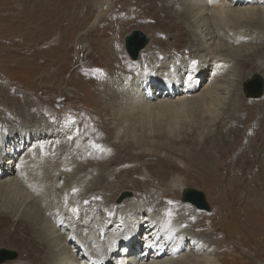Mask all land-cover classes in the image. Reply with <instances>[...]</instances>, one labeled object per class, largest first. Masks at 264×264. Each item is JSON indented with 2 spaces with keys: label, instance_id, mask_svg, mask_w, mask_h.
Segmentation results:
<instances>
[{
  "label": "rangeland",
  "instance_id": "rangeland-1",
  "mask_svg": "<svg viewBox=\"0 0 264 264\" xmlns=\"http://www.w3.org/2000/svg\"><path fill=\"white\" fill-rule=\"evenodd\" d=\"M91 1L0 0V132L24 128L33 130L31 135L36 137L38 131L45 144L55 143L51 150L59 155L57 158L66 155L74 163H68V171H61L81 170L80 176L70 180L59 177L48 197L54 202L47 198V211H54L53 204L60 205L63 219L80 228L88 220L91 224L92 216L98 218L96 209L98 216L99 210L114 215L117 204L129 198L120 197L125 190L132 192L145 213L155 209L147 198L154 194L156 202L163 205L162 213L176 221L186 220V224L180 223V229L190 231L188 237L214 248L216 264H264V87L257 98L243 92L252 74H261L264 81V27L247 17L227 21V27L234 24L244 28L249 36V43L245 42L249 53L233 48L226 54L225 69L233 80L223 83L229 92L216 110L203 112L198 106H190L129 124L121 107L123 97L111 89L132 88L136 73L132 66L140 63L147 68L151 50L155 53L162 48L167 55L179 58L189 54L194 65L198 44L193 43L185 22L177 21L175 8L169 9L170 0H112V9L89 31L85 29L91 18L87 19L88 11L96 8ZM133 30L147 37L134 59L124 47V37ZM158 56L156 53L154 59ZM32 119L39 122L34 126ZM68 124L75 129L66 135L62 129ZM133 139L138 142L131 143ZM120 141L126 148L118 144ZM51 159L46 162L49 167L55 165V159ZM35 172L33 168L32 176ZM99 174L101 180L96 176ZM177 178L183 187L201 191L208 209L183 201L182 189L169 187V181ZM88 182H95L94 187ZM112 183L116 187L109 192ZM258 203L262 220L253 209ZM179 205L186 210L179 212ZM3 208L0 248L15 251L17 257L0 264H51L47 244L33 233L28 220ZM137 228L131 227L128 236L126 232L127 237L120 238L126 242L135 231L141 250L144 231L138 234ZM189 241H185L187 247ZM118 242L116 249L121 250ZM99 263L115 264L116 260L109 256Z\"/></svg>",
  "mask_w": 264,
  "mask_h": 264
},
{
  "label": "bare ground",
  "instance_id": "bare-ground-1",
  "mask_svg": "<svg viewBox=\"0 0 264 264\" xmlns=\"http://www.w3.org/2000/svg\"><path fill=\"white\" fill-rule=\"evenodd\" d=\"M92 1L96 5L93 7L96 8L93 12L88 11L87 19L89 17L91 18L88 19L90 21L85 26V29L89 31L94 30L99 20L103 19L108 13L107 10L109 8L111 10L114 4L112 0ZM162 1L165 2V0ZM170 3L169 9L173 6L175 8L173 14L179 17L177 21L185 22L189 29L188 32L193 35V40L195 41L193 43L198 44V47L196 46L194 50L195 55L191 54L194 55L193 57H197L195 60L197 62L193 61V65L191 63L192 58L189 54L186 58H179L174 55H167L164 49L161 48L155 53L151 52L154 50L150 51V58L147 59L148 62L146 61L149 64L147 68L143 67L144 65L140 63L139 65L132 66L136 72L133 87L131 88L126 85L121 86V90L119 88L111 89L112 93H116V95L120 94L123 97L124 103H121V107L126 112L124 118H126L125 120L129 124H132L135 120H147L151 115H156L160 112L184 110L190 106H198L202 108L203 112H206V110L208 112H210L209 110H216L226 97L225 94L229 92L228 87L224 86L223 83L233 80V76H230L225 69L226 54L233 48L249 53L247 50L248 47L245 46V42L249 43V36L244 28L234 24L227 27V21L247 17L249 20L253 19V22L259 25V27H264V0H170ZM163 8H166V6H163ZM163 8L161 7L162 10ZM156 11H159V9ZM95 12L96 14L93 15ZM156 41L159 43L160 39H156ZM156 53L159 56L155 60L154 56ZM140 58L145 59L142 55ZM143 69H149L150 71L146 73L147 70L142 71ZM126 73L130 72L127 71ZM118 75L117 77L120 76ZM160 77H163V80H160ZM156 87H158L157 90ZM31 117L34 118L35 115ZM32 121V125L34 126L37 124L36 122H39L38 119H32ZM66 126V128L62 129L66 135L75 129L73 124ZM33 128L36 129V127ZM32 132L33 130H25L24 128L23 131L15 129L6 133L0 132V207L4 206L3 210L6 212L9 211L12 214L20 213L19 216L28 220L30 225H32V229L34 228L33 233L41 236L44 243L47 244L46 247L48 246L47 248L49 250L48 258L50 257L51 264H100L101 258H108L109 256L115 258V264L218 263L217 258L213 254L214 248L211 249L208 245L201 243L200 238L198 239L196 237L199 240L196 242L192 239L194 237H188L187 234H190V231H182L180 229V223L182 225L186 224V220H184L185 222H182V220L176 221V218L162 213L161 207L163 205L156 202L154 194L149 195L147 198H151V205H154L155 209L145 213L140 210L138 201L133 197L132 192L125 190L123 193L128 192V195L124 197L129 198L123 199L117 204V212L115 210L116 213L114 215H105L99 210L100 216H98V209H96L95 213L98 218L92 216V211L91 224L87 219L88 221L81 224L80 228L76 227L77 225L73 227L70 221L71 218L69 220L70 223L66 222L67 218L63 219L62 210H58L60 205L55 206L53 204L54 206L52 208H54V211L52 209H50L51 212L47 211L49 207L46 204L51 201L54 202L53 198H48L50 191L52 192V189H55L59 177L64 175V181L65 179L70 180V177L75 178L80 176L81 170L76 169L70 172L61 171H68L66 169L69 166L68 163L74 165L72 160H68V157L64 153V157L61 156L63 158H57L59 155L54 150H51L53 146L55 147V143L50 142L45 144L43 142L45 139L43 140L42 136H39L38 131H34L36 132L34 133L36 137L31 135ZM58 132L60 134V131ZM123 142L120 141L118 144L120 143V146L126 148ZM135 142H138V140L133 139L131 141V143ZM125 143L129 144L128 142ZM14 145V150L10 151ZM56 146L58 147L59 145ZM48 157L55 159V165H52V167H49L51 164L49 166L46 165ZM76 164L78 165V163ZM28 166L31 167L30 171H27ZM33 168L37 171L34 173V176H32ZM96 176L100 180L102 179V174ZM85 181V179L80 180L81 183ZM95 182H88L90 184L89 186L93 188ZM170 186L175 189H182V191L185 188L183 187L184 183L178 178L169 181ZM115 187L116 185L112 183L111 188H108L109 192H113V188ZM68 191L71 192L70 189ZM129 192L131 193V197ZM74 194L76 193L74 192ZM47 198L50 199V202L47 201ZM56 200L58 201V199ZM246 203L245 205H247ZM63 206L65 205L63 204ZM179 207L181 208L179 212L186 210V207L181 205ZM100 208H105L104 203L100 205ZM253 209L255 216L262 220L263 210L262 207L260 208V204L258 203ZM191 215L192 211L190 213ZM91 216L89 217L91 218ZM109 220L113 221L108 222ZM136 226L138 227V234L144 231L141 235V250L139 246L140 239H138L135 231L126 242L120 238V236H126V232L128 236V230L131 227L136 228ZM122 232L123 234H121ZM186 237L192 240L189 241ZM185 241H189V247L186 246ZM117 242L119 247H123L121 250L119 247H117L119 249H116ZM193 244H196V246L191 247ZM127 247L129 250L124 252ZM193 258H195L194 262L191 261ZM34 263L36 262L34 261Z\"/></svg>",
  "mask_w": 264,
  "mask_h": 264
},
{
  "label": "water",
  "instance_id": "water-1",
  "mask_svg": "<svg viewBox=\"0 0 264 264\" xmlns=\"http://www.w3.org/2000/svg\"><path fill=\"white\" fill-rule=\"evenodd\" d=\"M147 43V37L140 30H133L124 37V47L129 54V56L134 59L136 58L138 51L143 48ZM243 92L248 97H259L263 92L264 81L262 76L258 73L251 75L249 79L244 83ZM128 195V192L123 193L120 197ZM183 201H189L198 208L208 209V205L205 202L204 194L194 188H185L182 194ZM17 254L13 250H8L6 248H0V263L4 260L15 259Z\"/></svg>",
  "mask_w": 264,
  "mask_h": 264
},
{
  "label": "snow or ice",
  "instance_id": "snow-or-ice-1",
  "mask_svg": "<svg viewBox=\"0 0 264 264\" xmlns=\"http://www.w3.org/2000/svg\"><path fill=\"white\" fill-rule=\"evenodd\" d=\"M95 147H99L98 145H94ZM73 191H76V189H73ZM73 211H76L75 209H73Z\"/></svg>",
  "mask_w": 264,
  "mask_h": 264
}]
</instances>
